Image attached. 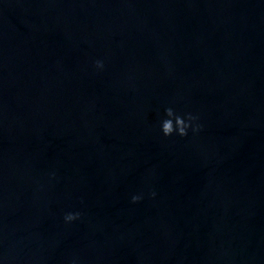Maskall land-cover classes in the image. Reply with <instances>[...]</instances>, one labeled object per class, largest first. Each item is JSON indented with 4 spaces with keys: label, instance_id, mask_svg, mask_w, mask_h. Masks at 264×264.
Instances as JSON below:
<instances>
[{
    "label": "water",
    "instance_id": "1",
    "mask_svg": "<svg viewBox=\"0 0 264 264\" xmlns=\"http://www.w3.org/2000/svg\"><path fill=\"white\" fill-rule=\"evenodd\" d=\"M0 264H264V0H0Z\"/></svg>",
    "mask_w": 264,
    "mask_h": 264
},
{
    "label": "clouds",
    "instance_id": "2",
    "mask_svg": "<svg viewBox=\"0 0 264 264\" xmlns=\"http://www.w3.org/2000/svg\"><path fill=\"white\" fill-rule=\"evenodd\" d=\"M95 68L96 69H103L104 64L102 61L97 60L95 61ZM165 116L166 119L161 121V132L165 137L172 135L174 132L176 135L180 137H184L188 133V129L191 127L193 132L199 131V125L193 127V122L197 119L196 116H193L191 113H186L183 116L178 115L174 112L172 108L165 109ZM154 196L155 193H152ZM141 199L138 195H133L131 197V202L136 203ZM79 212H69L66 213L63 217L65 223L72 222L80 218Z\"/></svg>",
    "mask_w": 264,
    "mask_h": 264
}]
</instances>
